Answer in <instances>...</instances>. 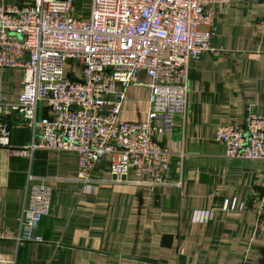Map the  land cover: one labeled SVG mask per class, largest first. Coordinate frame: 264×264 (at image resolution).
Instances as JSON below:
<instances>
[{
    "label": "crops",
    "instance_id": "1",
    "mask_svg": "<svg viewBox=\"0 0 264 264\" xmlns=\"http://www.w3.org/2000/svg\"><path fill=\"white\" fill-rule=\"evenodd\" d=\"M74 2L77 15L88 19L92 0ZM212 8L216 50L191 62L187 113L159 137L165 147L184 151L175 155L170 174L183 185L115 182L105 156L92 172L95 188H85L77 180V153L13 151L35 137L15 111L6 116L10 145L0 144V229L11 234L0 238V264H264V230L257 229L264 218V160L229 158L216 139L222 123L264 115V35L254 25L264 18V0H228ZM22 76L18 67L0 68V97L17 101ZM150 82L145 71L138 73L120 119L146 120ZM39 108L40 116L49 114L46 104ZM30 174L53 186L54 207L40 223L43 240L20 242L15 237L22 231ZM231 198L245 209L224 210Z\"/></svg>",
    "mask_w": 264,
    "mask_h": 264
},
{
    "label": "built area",
    "instance_id": "2",
    "mask_svg": "<svg viewBox=\"0 0 264 264\" xmlns=\"http://www.w3.org/2000/svg\"><path fill=\"white\" fill-rule=\"evenodd\" d=\"M227 1L92 0L88 19L77 15L74 0L0 4V68L23 71L17 101L0 97V144L10 145L6 116L17 111L35 137L13 151L25 156L37 150L77 153V180L85 188H95L92 172L105 156L111 158L115 182L182 186V178L171 180L170 174L175 155L184 151L165 147L159 137L186 115L190 64L216 50L212 6ZM254 25L264 35V18ZM73 66L78 75L68 70ZM140 71L151 78L147 118L122 120L127 88ZM41 103L48 115H39ZM216 139L229 158L264 160V115L251 112L240 123H222ZM29 179L19 217L22 231L15 237L20 242L43 240L40 223L54 207L53 186L31 174ZM223 209L245 207L231 198ZM257 229L264 230V218ZM0 238L11 234L0 229Z\"/></svg>",
    "mask_w": 264,
    "mask_h": 264
},
{
    "label": "rangeland",
    "instance_id": "3",
    "mask_svg": "<svg viewBox=\"0 0 264 264\" xmlns=\"http://www.w3.org/2000/svg\"><path fill=\"white\" fill-rule=\"evenodd\" d=\"M68 70H72L74 75H78L77 71H78V68L77 66H73V67H69Z\"/></svg>",
    "mask_w": 264,
    "mask_h": 264
}]
</instances>
